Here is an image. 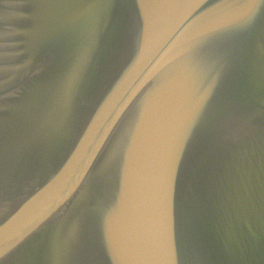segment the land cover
Wrapping results in <instances>:
<instances>
[{"label":"water","instance_id":"obj_1","mask_svg":"<svg viewBox=\"0 0 264 264\" xmlns=\"http://www.w3.org/2000/svg\"><path fill=\"white\" fill-rule=\"evenodd\" d=\"M250 3L0 0V264H264Z\"/></svg>","mask_w":264,"mask_h":264},{"label":"snow or ice","instance_id":"obj_2","mask_svg":"<svg viewBox=\"0 0 264 264\" xmlns=\"http://www.w3.org/2000/svg\"><path fill=\"white\" fill-rule=\"evenodd\" d=\"M258 13L264 14V0H251L248 13L244 17H241L239 21L249 20L252 17L256 16ZM91 23H92L91 18L85 17L77 21L74 27L86 28L89 27ZM53 43L55 45L56 43H58V40L56 38H53Z\"/></svg>","mask_w":264,"mask_h":264}]
</instances>
